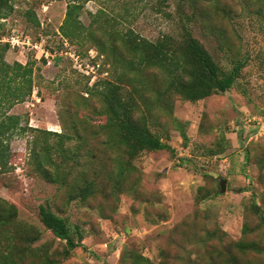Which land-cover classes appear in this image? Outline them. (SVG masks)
Wrapping results in <instances>:
<instances>
[{
  "label": "rangeland",
  "instance_id": "374dc122",
  "mask_svg": "<svg viewBox=\"0 0 264 264\" xmlns=\"http://www.w3.org/2000/svg\"><path fill=\"white\" fill-rule=\"evenodd\" d=\"M81 1L79 20L96 36L101 27L114 24L119 31L129 28L154 40L162 33L178 32L180 10L194 11L189 0ZM66 2L11 0L12 12L0 19V41L9 44L3 61L9 65L30 61L33 67L30 96L22 102L7 99L0 105V116L16 115L18 126L33 129L7 135L9 162L0 174V197L15 205L20 220L37 228L39 239L34 245L48 247L50 253L62 247L39 221L38 206L45 203L66 218L71 233L78 230L83 236L81 245L56 264H130L136 254L147 259L138 264H158L162 252L168 264H188L184 262L188 255L202 252L199 237L204 229L218 227L226 232V240H236L242 236L244 222L253 228L248 236L264 243V224H258V214L264 217V163L244 157L250 133L258 143L251 147L256 145V153L264 154V125L257 131L253 127L264 113V16L256 12V0H197V11L203 10L199 18L219 31L213 35L195 23L193 36L224 70L233 60L244 59L234 85L195 102L175 99L172 115L185 124L186 139L173 123L168 124L162 140L173 148V154L142 152L133 160L131 176L137 179L131 185L133 191L115 198L97 194L85 201L69 199L65 185L39 175L31 157L32 149L39 148L33 137L38 143L54 144L57 133H74L73 120L85 127L103 123L97 95L85 90L84 84L95 90L90 86L97 81L98 91L102 88L99 81L115 80L120 72L113 52L95 57L104 72L94 77L76 70L74 60L84 59L89 50L95 54L98 48L91 34L68 38L59 31ZM28 9L37 25L25 15ZM118 53L123 54V49L118 48ZM149 94L144 93L145 97ZM152 125L162 133L158 125ZM83 132L79 128L78 133L84 136ZM76 143L71 139L65 145ZM90 143L94 144L86 139L81 151ZM220 146H224L221 153L209 154L210 147ZM221 179H225L223 192H219ZM247 257L264 264V252Z\"/></svg>",
  "mask_w": 264,
  "mask_h": 264
},
{
  "label": "trees",
  "instance_id": "16d2710c",
  "mask_svg": "<svg viewBox=\"0 0 264 264\" xmlns=\"http://www.w3.org/2000/svg\"><path fill=\"white\" fill-rule=\"evenodd\" d=\"M189 1L194 11L186 14L180 10L177 33H162L154 40H149L129 28L124 32L119 31L114 24L101 27V34L96 36L92 30L86 31L79 20L83 1L67 0L59 31L68 38L91 34L98 48L97 54L106 56L115 53L113 58L120 67L115 80L99 81L102 88L98 91L97 81L90 86H95V90L89 89L86 82L84 84L85 90L97 95L101 105L98 113L104 116L103 123L85 127L73 120L70 128L74 133H57L59 138L54 144L45 140L38 143L33 137V143L39 145L38 149H32L31 152L36 172L52 183L65 185L69 199L85 201L97 194L115 198L120 193L133 191L131 185L133 183L134 186L137 179L131 175L135 172L133 160L136 157L146 151L165 150L173 154V148L162 140L168 134L169 123H173L179 135L186 139L185 124L172 115L173 101L178 98L195 102L224 93L234 85L244 59L233 60L226 70L216 62L204 44L193 36L192 26L197 23V26L207 28L213 35L219 29L211 22L204 24L201 19L203 10L197 11V0ZM211 2L215 3L216 0ZM255 4L256 12L264 16V0H256ZM12 9L11 0H0V19L9 15ZM196 12L197 19L194 18ZM25 15L38 24L31 9ZM8 45V42L0 41V105L7 99L22 102L32 92L31 62L22 64L14 61L11 65L4 62L3 54ZM118 48L123 49L124 53L116 55ZM145 92L150 94L145 97ZM157 117L165 118L166 122H159ZM152 124L158 125L162 133L154 131ZM18 125L19 118L16 115L4 113L0 116V174L9 162L7 135L12 131H33L27 126ZM79 128L85 131L84 136L78 133ZM88 138L94 144L90 143L88 148L85 146L86 149L81 151ZM71 139H76L77 143L65 145ZM256 143L257 138L248 140L244 157L248 161L254 159L263 164L264 154L256 153ZM253 144H256L255 147H251ZM223 148L210 147L208 152L217 155ZM251 207L256 210V203H252ZM38 218L44 228L62 242L60 250L50 253L48 247L35 246L34 242L39 239L37 228L20 220L15 205L0 197V264H56L68 258L71 251L81 245L83 236L80 231L77 230L75 235L71 233L66 218L52 210L48 203L38 206ZM258 224H264L261 214H258ZM252 230V226L244 222L242 236L236 240H226V232L218 227L204 229L199 237L203 240L200 245L202 252L195 257L188 255L184 262L259 264V261L251 262L247 257L249 253L258 255L264 252L263 241L248 236ZM166 257V253L162 252V260L158 264H168ZM130 258V264L147 262L139 254Z\"/></svg>",
  "mask_w": 264,
  "mask_h": 264
},
{
  "label": "built area",
  "instance_id": "2783aa9c",
  "mask_svg": "<svg viewBox=\"0 0 264 264\" xmlns=\"http://www.w3.org/2000/svg\"><path fill=\"white\" fill-rule=\"evenodd\" d=\"M97 55V53L94 54L92 50H89L88 56L84 59H75L73 66L87 78L89 76L94 77V75L104 72L100 69L99 63L95 59ZM262 125H264V116L260 117L257 122L253 124L254 131L262 128ZM249 138H253V133L249 134Z\"/></svg>",
  "mask_w": 264,
  "mask_h": 264
},
{
  "label": "water",
  "instance_id": "95a60500",
  "mask_svg": "<svg viewBox=\"0 0 264 264\" xmlns=\"http://www.w3.org/2000/svg\"><path fill=\"white\" fill-rule=\"evenodd\" d=\"M225 189V179H221L219 182V192H223Z\"/></svg>",
  "mask_w": 264,
  "mask_h": 264
}]
</instances>
